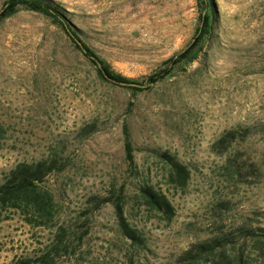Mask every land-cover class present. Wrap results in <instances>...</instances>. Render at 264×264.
<instances>
[{"label": "rangeland", "instance_id": "374dc122", "mask_svg": "<svg viewBox=\"0 0 264 264\" xmlns=\"http://www.w3.org/2000/svg\"><path fill=\"white\" fill-rule=\"evenodd\" d=\"M54 1L79 38L136 85L103 80L47 15L21 7L2 21L0 184L21 163L56 160L59 170L42 185L55 197L51 225L10 212L0 223V264H186L194 244L245 223L264 228V0H215L202 42L155 84L146 79L194 42L198 0ZM165 154L190 171L185 185ZM146 184L171 201V220L142 202ZM115 202L143 245L121 233ZM226 253L264 264V238L239 239ZM187 264L227 263L216 255Z\"/></svg>", "mask_w": 264, "mask_h": 264}, {"label": "trees", "instance_id": "16d2710c", "mask_svg": "<svg viewBox=\"0 0 264 264\" xmlns=\"http://www.w3.org/2000/svg\"><path fill=\"white\" fill-rule=\"evenodd\" d=\"M198 2L203 9V13L200 16L202 25L194 42L176 59H172L174 63L171 66L149 76L146 79L149 84H155L164 80L172 73L175 64L190 58L194 49L199 46L208 33L210 22L217 10L216 2L215 0H198ZM21 7L47 15L58 22L67 31L70 38L74 40L75 45L95 64L103 80L119 85L136 84L132 79L111 70L110 66L79 38L74 26L66 16L67 12L60 5L56 4L54 0H6L5 6L0 13V24L5 18L15 14ZM136 90L140 89L136 88ZM123 132L126 160L131 165L134 163L135 148L127 125H124ZM163 157H165L171 171V176L176 179L177 184L180 186L185 185L189 179L190 171L174 157L167 154ZM58 170L59 166L56 160L51 162L40 161L31 164L21 163L13 168L7 174L4 182L0 184V223L10 219V212L17 211L28 217L27 221L32 225H51L55 197L50 191L43 189L42 185L50 175ZM138 195L142 202L151 210L157 212L167 220H171L175 216V208L171 201L164 193L157 191L154 186L148 184L140 186ZM111 201V198H105L100 202V205ZM114 205L119 228L123 236L130 240L132 245H143L145 240L142 232L131 226L123 207L118 202H115ZM259 236L264 238V228H254L252 225L245 223L243 226L238 227L235 232L214 236L203 242L194 244L184 253L182 260L187 264V262L195 261L199 257L217 255L221 263L226 261L227 264H235L234 262L237 261V264H245L242 256L230 260L229 255L226 253V246L238 242L239 239L245 240ZM59 240L61 241V236H59ZM13 264H36V261L32 258H27L17 260ZM38 264H52V262L43 257L38 261Z\"/></svg>", "mask_w": 264, "mask_h": 264}, {"label": "water", "instance_id": "95a60500", "mask_svg": "<svg viewBox=\"0 0 264 264\" xmlns=\"http://www.w3.org/2000/svg\"><path fill=\"white\" fill-rule=\"evenodd\" d=\"M123 85H125V84H123ZM131 86H135L136 84H130Z\"/></svg>", "mask_w": 264, "mask_h": 264}]
</instances>
